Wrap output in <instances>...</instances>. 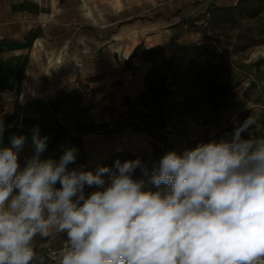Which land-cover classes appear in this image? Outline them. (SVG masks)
<instances>
[{
	"label": "rangeland",
	"instance_id": "rangeland-1",
	"mask_svg": "<svg viewBox=\"0 0 264 264\" xmlns=\"http://www.w3.org/2000/svg\"><path fill=\"white\" fill-rule=\"evenodd\" d=\"M0 40V95L19 105L14 126L44 104L84 143L75 168L137 157L151 167L167 151L228 137L249 116L264 138V0H0ZM140 45L161 50L127 62ZM156 66L167 91L141 100ZM54 148L59 156L60 144L42 159ZM33 244L35 264H57L67 240Z\"/></svg>",
	"mask_w": 264,
	"mask_h": 264
},
{
	"label": "clouds",
	"instance_id": "clouds-1",
	"mask_svg": "<svg viewBox=\"0 0 264 264\" xmlns=\"http://www.w3.org/2000/svg\"><path fill=\"white\" fill-rule=\"evenodd\" d=\"M255 125L249 116L228 137L167 151L151 167L137 157L95 171L69 167L74 146L42 159L49 137L38 125L21 167L28 138L11 136L0 145V264H35L33 241L53 233L67 240L57 264H264V138L253 137ZM5 131L0 119V138Z\"/></svg>",
	"mask_w": 264,
	"mask_h": 264
},
{
	"label": "crops",
	"instance_id": "crops-1",
	"mask_svg": "<svg viewBox=\"0 0 264 264\" xmlns=\"http://www.w3.org/2000/svg\"><path fill=\"white\" fill-rule=\"evenodd\" d=\"M143 77H139V83H142ZM36 96V95H34ZM19 105L17 103H12L10 99L0 95V119H3L6 131L2 138H0V145L9 146L10 137L13 135H24L26 136L27 142L23 150L19 154V159H22L26 162L28 158L33 154V147L31 142V129L38 125L40 129L41 136H48L49 142L48 147H57L58 144L62 147L60 150V155L57 154V148L50 150L49 158L59 159L63 154L64 150L70 147H76L79 151H83L84 143L81 140H76L73 143V140L67 136V133L64 132L63 127H60L55 117L48 113L46 107L41 102H35L30 107L27 115L22 119L18 126H14V121L16 120V113L18 112ZM47 150L43 153L45 154ZM43 157V155H42ZM70 168H75V164L69 166Z\"/></svg>",
	"mask_w": 264,
	"mask_h": 264
},
{
	"label": "trees",
	"instance_id": "trees-1",
	"mask_svg": "<svg viewBox=\"0 0 264 264\" xmlns=\"http://www.w3.org/2000/svg\"><path fill=\"white\" fill-rule=\"evenodd\" d=\"M5 40H0L1 42H4ZM194 50H197V46H195V48H193ZM158 50H161V47L159 45L157 46H152V47H148V48H143V46H137L134 48V50L132 51V53L129 55L127 62L130 61V59L132 57L138 56L143 60H154L153 57V53L157 52ZM176 58L175 57H171L169 59V61H172ZM168 62V61H167ZM169 63V62H168ZM168 80V76L162 71V69L159 66L153 67L150 70H148L145 73L144 76V81H143V86H144V90L142 91L141 94V100L145 98L146 95H150L152 101L156 100L157 97L163 92V91H167V87L164 85ZM160 86H163L162 89H156ZM165 103V101H162V105ZM166 115V111L162 110V111H158V113H156L153 118L154 119H160L163 116ZM128 124H132V123H128ZM80 166H84L85 170H92L95 171V169L98 167V165L95 163L92 166H86V164L84 163L83 160H80Z\"/></svg>",
	"mask_w": 264,
	"mask_h": 264
}]
</instances>
